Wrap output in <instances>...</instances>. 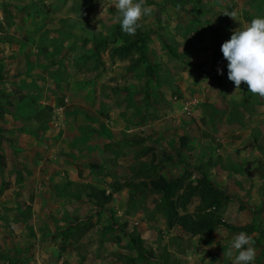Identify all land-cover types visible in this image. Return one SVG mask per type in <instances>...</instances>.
Segmentation results:
<instances>
[{
  "label": "rangeland",
  "instance_id": "1",
  "mask_svg": "<svg viewBox=\"0 0 264 264\" xmlns=\"http://www.w3.org/2000/svg\"><path fill=\"white\" fill-rule=\"evenodd\" d=\"M114 2L0 0V145L6 141L15 148L10 150L9 157L0 149V175H5L6 168L15 172L14 175L31 174L40 160L42 166L50 162L57 166L53 154L63 155V142L70 141L72 148L81 150L92 135L99 142L103 140L104 152L115 156L125 147L140 154L142 145L154 139L165 143H174L176 138L186 141L178 133L180 129L189 132L188 139H195L197 148L205 147L209 156L217 154L214 150L222 136L231 141L248 140L243 129L254 124L251 116L255 115L244 117L237 100L225 98L248 95L240 99L245 111L253 108L256 99L249 97L252 93L245 83L232 95L235 85L228 75L213 74L211 69L223 57L221 46L234 30L253 18L264 17V0H146L152 13L140 22L134 36L124 33L120 24L114 22L116 9L111 6ZM232 11L237 12L235 20L224 15ZM128 41H136L141 50L123 59L110 56L112 47ZM140 53L145 61L140 60ZM228 82L233 84L230 89L226 86ZM66 96L69 101L65 102ZM187 103L191 105L190 116L180 113ZM91 108L96 114L88 110ZM159 120L169 122V126L139 127L147 122L157 124ZM55 122L59 123L57 127H53ZM13 124L15 129L9 126ZM259 131L251 129L250 135L264 142V134L261 137ZM16 134L36 142L37 150L32 158L20 154ZM96 143L95 147L99 146ZM194 154L198 157L196 161L202 163L205 153ZM163 158L172 163L166 153ZM202 166L201 171L205 164ZM170 167L172 175L153 182L154 186L164 187L168 180L177 178L185 183L201 176L181 175L182 170L174 175L178 168ZM204 176L211 180L215 175ZM237 176L245 178L239 182L240 186L224 182L222 187L236 205L229 206L224 218L232 226H250V233L264 239V175ZM147 177L151 179L152 175ZM217 181L214 180L216 184ZM237 189L242 194H237L236 199L233 195ZM174 201L178 203V195ZM197 201L191 198L184 209L177 207V210L189 215ZM19 208L22 222L17 230L9 228L2 233L0 229V264H26L29 252H33L30 238L35 233L29 223L30 210L27 206ZM246 208L248 211H241ZM222 210L218 212L221 219ZM142 217L155 224H149L145 232L143 249L138 250L128 242L121 245L137 256L126 263L180 264L167 252L165 244L180 241L179 232L169 233L167 228H162L163 219L150 211ZM11 220L0 217V226ZM126 232L139 237L135 231ZM256 234L250 236L256 239ZM162 247L166 255L160 257Z\"/></svg>",
  "mask_w": 264,
  "mask_h": 264
},
{
  "label": "crops",
  "instance_id": "2",
  "mask_svg": "<svg viewBox=\"0 0 264 264\" xmlns=\"http://www.w3.org/2000/svg\"><path fill=\"white\" fill-rule=\"evenodd\" d=\"M227 64L228 61L221 57L214 62L211 72L213 74L222 72L228 75ZM226 86L230 89L229 87H233V84L228 82ZM241 94L239 97L231 98L228 95L225 99L237 100L238 110L244 114V117L245 115L250 117V114L255 115L251 116L254 124L243 129V132L248 134V140L231 141L226 136H222L218 139L220 144L214 150L217 153L215 155L209 156L205 147L197 148L196 140L188 139L186 134L189 132L178 129V133L183 134L186 141L184 139L179 141L178 138L174 143L159 142L155 139L146 141L141 147L140 154L132 151L130 147H125L118 156L108 154L101 148V144H104L103 140L99 142V138L95 140V136L92 135L81 150L72 148L70 141L67 142L64 139L65 142L61 146L65 153L63 152L61 157L56 153L53 154L57 166H52V162L42 166L40 160L31 174L27 175H14L15 172L8 171L5 167V175H0V198L2 199L0 217L12 220L5 226H0L2 233L9 228L17 230L18 224L22 222L19 207L27 206L31 218L29 223L32 224L35 235L30 238L33 241V252H29V261L26 264H128L126 261L132 257L136 259L137 256L121 246L126 242L132 243V237L126 231L132 230L137 233L140 247L143 249L145 232L149 224H155L154 221L145 220L142 217L144 212L150 211L163 219L162 228H167L169 233L175 230L179 232L177 236L180 237V241L176 243L168 241L175 243L173 245H169L168 242L165 244L167 252L173 254L180 264H206L205 261H210L211 264H233L237 253L234 251L233 256L229 257L227 252L230 250L233 237L237 234L218 228L210 234L190 237L175 223H172L170 227L166 226V213L161 203L163 186L158 188V185L154 186L153 182H161L166 176L170 177L173 173L170 167L172 165L178 168L174 175H179L180 170L183 172L181 175H215L210 180L213 186L226 196H230L226 188H222L225 185L224 182L228 184L235 182V185L240 186L239 182L244 181L245 178L237 175H264V142H259L250 135L251 129L256 131L260 129L261 137L264 134V98L250 95L249 97L252 100L256 99V102L254 100L253 108L250 110L247 108V112L242 108L240 99L248 95ZM63 100L66 102L68 97L66 96ZM59 110L63 112L62 107ZM88 110L96 114L93 108ZM56 114L60 116L58 110ZM159 121L157 124L142 123L139 127L145 129L148 126L153 128L154 126L159 128V125L169 126V122ZM58 124L55 122L53 127H57ZM9 126L16 128L14 124ZM61 126L64 128V125ZM189 131L192 130L189 129ZM16 135L18 140L16 148L20 154H27L29 158H32L37 150L36 142L31 138L24 139L21 134ZM95 142L99 146L95 147ZM9 145L6 141L0 145V149H3L2 152L6 154L5 157L11 156L10 150L15 149ZM192 147H194L193 150ZM115 148L117 147H113ZM195 151L205 153L202 163L196 161L198 157L194 154ZM164 153L171 157L172 163L163 158ZM19 162L24 164L21 160ZM9 163L12 165L11 161ZM203 164L205 168L201 171ZM16 167L15 165L14 170ZM53 168L58 172H53ZM147 175H152V178L149 179ZM218 175L219 181H217ZM171 181L173 180H168L166 184ZM124 182L138 185V187L120 188L118 185ZM93 190L102 192L103 196L108 197L109 200L102 202L101 198H94L91 194ZM237 194H242L239 189L233 195L236 199L239 196ZM5 198L8 199L5 200ZM8 200L11 202L7 203ZM177 205L178 203L175 204L176 209H178ZM229 206L236 207L228 199L221 213L222 221L227 224L229 223L224 218V212ZM245 210L248 211V208L241 211ZM177 213L179 216L188 215L181 214L178 210ZM251 234L256 233L248 235ZM255 238L253 241L257 255L254 264H264V239L259 238L258 234ZM165 255L162 247L160 257Z\"/></svg>",
  "mask_w": 264,
  "mask_h": 264
},
{
  "label": "clouds",
  "instance_id": "3",
  "mask_svg": "<svg viewBox=\"0 0 264 264\" xmlns=\"http://www.w3.org/2000/svg\"><path fill=\"white\" fill-rule=\"evenodd\" d=\"M113 5L116 9L114 22H118L121 30L130 36L136 34L144 17L152 13L151 6H146V0H115ZM103 14L104 10L101 16ZM224 15L235 20L237 12ZM221 51L228 61V80L235 85L232 95L245 83L250 93L264 98V17L253 18L250 23L234 30L231 38L222 44ZM234 251L237 254L233 264H254L257 252L252 236L245 232L235 235L227 255L232 257ZM205 262L211 264L210 261Z\"/></svg>",
  "mask_w": 264,
  "mask_h": 264
},
{
  "label": "trees",
  "instance_id": "4",
  "mask_svg": "<svg viewBox=\"0 0 264 264\" xmlns=\"http://www.w3.org/2000/svg\"><path fill=\"white\" fill-rule=\"evenodd\" d=\"M137 50H141V47H138V43L136 41H128L122 45L112 47L110 49V56L123 59ZM140 57V60H146L143 53H140ZM118 186L120 188L128 187L132 189L138 187V185L129 182H124ZM91 194L94 198H101L102 202L109 200L108 197L103 196L102 192L93 190ZM177 195V207L180 209H184L190 203L191 198L198 199V203L193 208L191 214L187 216L178 215L174 203V198ZM227 201L228 197L215 188L211 181L203 174L194 181H187L185 183L180 178H177L167 183L161 190V203L166 213V226L170 227L172 223H175L190 237L210 234L218 228H223L237 234L240 232L249 234L251 228L248 225L232 226L222 221L218 212L226 205ZM131 241L138 250H141L138 238L132 237Z\"/></svg>",
  "mask_w": 264,
  "mask_h": 264
},
{
  "label": "built area",
  "instance_id": "5",
  "mask_svg": "<svg viewBox=\"0 0 264 264\" xmlns=\"http://www.w3.org/2000/svg\"><path fill=\"white\" fill-rule=\"evenodd\" d=\"M60 109V108H59ZM191 105L190 104H184V106L181 108V114L183 113V114H185V115H189V114H191Z\"/></svg>",
  "mask_w": 264,
  "mask_h": 264
}]
</instances>
